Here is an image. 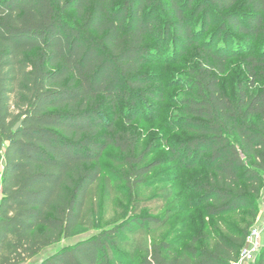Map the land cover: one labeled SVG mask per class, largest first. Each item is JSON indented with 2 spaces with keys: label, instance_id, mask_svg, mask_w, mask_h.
Returning <instances> with one entry per match:
<instances>
[{
  "label": "trees",
  "instance_id": "16d2710c",
  "mask_svg": "<svg viewBox=\"0 0 264 264\" xmlns=\"http://www.w3.org/2000/svg\"><path fill=\"white\" fill-rule=\"evenodd\" d=\"M121 1L0 0V264H27L81 226H94L86 209L107 148L122 153L131 187L162 165L148 164L150 148L138 154L140 138L117 131L110 116L122 104L135 110L145 99H161L143 67L170 37L181 55L195 50L199 64L192 72L195 96L183 103L185 119L177 122L192 137L167 146L168 162L206 163L209 182L198 191L209 196L211 217L247 205L264 188V85L252 96L228 97L219 78L235 53L229 45L215 48L232 38L226 24L241 36L262 33L264 0H244L253 11L245 23L234 14L218 16L226 24L206 43L194 20L204 12L206 33L210 11L221 15L241 0H208L194 16L191 0H164L170 19L162 28L155 13L163 0ZM71 12L75 24L67 21ZM258 63L248 62L251 89L264 80ZM170 197L164 194L163 202ZM166 222L144 218L110 228L39 264H233L244 247L237 252L241 241L221 242L214 250L192 245L178 253L171 242L134 237L137 227L149 225L140 229L150 234ZM256 264H264V249Z\"/></svg>",
  "mask_w": 264,
  "mask_h": 264
},
{
  "label": "rangeland",
  "instance_id": "374dc122",
  "mask_svg": "<svg viewBox=\"0 0 264 264\" xmlns=\"http://www.w3.org/2000/svg\"><path fill=\"white\" fill-rule=\"evenodd\" d=\"M188 1L190 0H181V4L184 5ZM191 1L192 6L188 14L192 16L201 4L208 2ZM169 6L168 1L163 0L156 10L155 18L160 22L161 28L170 19ZM252 13V8L244 0L239 1L230 10L221 11V15L213 9L210 11L212 19L208 30L203 33L204 12H201L194 20L197 38L200 43L211 40L217 34L219 26L225 23L220 16L234 14L245 23V17ZM75 18L73 12L67 15L70 24L77 22ZM226 30L230 32L232 38L230 41L226 39L223 42L218 41L215 48L219 45L223 48L229 45V50L235 55L228 63L225 74L219 78L221 89L232 100H236L241 91L252 96L264 85V80L261 83L256 82V88L251 89L253 79L248 71V62L256 58L260 62L258 74H262L264 29L257 37L233 33L227 24ZM182 50L172 44L170 37L160 53L143 67V73H148L156 81L154 85L161 94L160 100L145 99L135 110L129 109L125 103L118 108L116 114L110 116L117 131L131 132L140 138L138 154L150 148L152 153L148 164L159 161L162 165L146 177L143 185L131 187L125 178L127 168L122 153L117 148H107L100 160L101 179L91 190L87 203L86 216L94 226L92 228L88 225L81 226L75 237L63 238L27 264H39L64 249L98 236L107 229L132 224L136 220L144 221V218L163 219L167 222L165 226L150 234L148 229H140L150 228L149 225L137 227L134 237L143 243L171 242L177 248V252L181 253L192 245L199 250H214L221 242L233 245L241 241L238 252L245 246V238L250 234L252 227L264 221V188L260 195L257 198L252 197L247 205L239 207L236 211L211 217L205 211L206 206L211 204L208 201L209 196L198 191L203 183L209 182L211 173L206 168V163L200 159L197 167L193 168L192 164L188 165L190 158H186L187 163L184 165L168 162L167 146L192 137L181 130L177 122L185 119L183 103L195 96V91L191 90L193 85L191 80L192 72L197 70L199 57L195 50L191 49L181 55ZM2 174L3 166L0 167V199ZM168 192L171 193V197L163 202L164 194ZM256 261L257 259L252 264H256Z\"/></svg>",
  "mask_w": 264,
  "mask_h": 264
},
{
  "label": "built area",
  "instance_id": "2783aa9c",
  "mask_svg": "<svg viewBox=\"0 0 264 264\" xmlns=\"http://www.w3.org/2000/svg\"><path fill=\"white\" fill-rule=\"evenodd\" d=\"M264 240V221L252 227L246 244L241 250L238 259L233 264H252L262 251Z\"/></svg>",
  "mask_w": 264,
  "mask_h": 264
},
{
  "label": "water",
  "instance_id": "95a60500",
  "mask_svg": "<svg viewBox=\"0 0 264 264\" xmlns=\"http://www.w3.org/2000/svg\"><path fill=\"white\" fill-rule=\"evenodd\" d=\"M21 124H22V122H20V123L15 127V131H17V130L20 128ZM243 158H244V157H243Z\"/></svg>",
  "mask_w": 264,
  "mask_h": 264
}]
</instances>
